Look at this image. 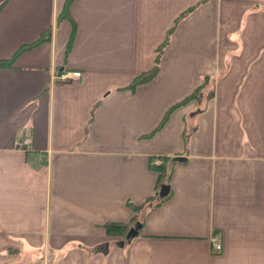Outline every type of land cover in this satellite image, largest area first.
Returning a JSON list of instances; mask_svg holds the SVG:
<instances>
[{
	"label": "crops",
	"instance_id": "1",
	"mask_svg": "<svg viewBox=\"0 0 264 264\" xmlns=\"http://www.w3.org/2000/svg\"><path fill=\"white\" fill-rule=\"evenodd\" d=\"M203 1L0 0V61L51 31L0 68V264H264V0Z\"/></svg>",
	"mask_w": 264,
	"mask_h": 264
},
{
	"label": "trees",
	"instance_id": "2",
	"mask_svg": "<svg viewBox=\"0 0 264 264\" xmlns=\"http://www.w3.org/2000/svg\"><path fill=\"white\" fill-rule=\"evenodd\" d=\"M206 1L207 0H204L203 2H206ZM191 11L192 10H190L189 12H191ZM183 17L184 16H182V17H180V19H178L176 25L171 30L170 35L174 32L175 27L177 26L178 22ZM50 36H51V31H48L46 38L43 37L35 43H32V44H29V45L22 47L16 53V55H14L11 59L1 60L0 61V68L13 67L21 54H23L26 51H30V50L36 48L38 45L42 44L45 41L50 40ZM169 39H170V36L168 37V39L164 42V44L158 50V56L156 58L154 68L152 70L145 72V73L139 75L138 77H136V79H134L133 83L130 85L131 89L134 90L137 86L150 82L151 80H153L158 75V73L160 71L161 56L164 52V49L169 44ZM209 85H210V79L206 77L204 79L203 84L200 87H198L190 96H188L184 100L180 101L179 103L175 104L174 106H172L167 111V113H166L162 123L160 124V126L155 131L150 133V135L146 136V138H151L155 134H157L160 130H162L165 127V125L168 123L171 115L177 109H179L182 106L189 104L191 101H197V100L200 101L203 94L205 93V91L208 90ZM178 163H182V161L177 159V157L151 156L149 167L152 171L157 173V183H156L155 193L150 198H148L142 205H140V206L129 205V206L134 211L142 212V211H145L147 209H153L155 207H158V205H160V203H163V202H165V200L169 199L171 193L167 197H165L164 199L159 198V193H160V190L163 187V185H168L171 188L170 184H171V180H172L174 166ZM135 220H136V218L133 219L132 223H134ZM132 223H131V225H124L123 223L110 222V223H107L105 225V229L107 231V234L110 236H123L125 233L126 234L128 233V230L132 226ZM134 224L131 227L130 231L136 230L137 227H139V225H140V221H137V223L135 222Z\"/></svg>",
	"mask_w": 264,
	"mask_h": 264
},
{
	"label": "built area",
	"instance_id": "3",
	"mask_svg": "<svg viewBox=\"0 0 264 264\" xmlns=\"http://www.w3.org/2000/svg\"><path fill=\"white\" fill-rule=\"evenodd\" d=\"M82 77L81 72H62L58 74L55 79L58 82H67V81H72L76 79H80ZM31 139L30 137H25L23 139H18L16 141V146L20 149H27L31 148ZM213 250L215 253H220L222 250V244L220 243L219 239L214 237L213 238Z\"/></svg>",
	"mask_w": 264,
	"mask_h": 264
},
{
	"label": "water",
	"instance_id": "4",
	"mask_svg": "<svg viewBox=\"0 0 264 264\" xmlns=\"http://www.w3.org/2000/svg\"><path fill=\"white\" fill-rule=\"evenodd\" d=\"M170 194V186L168 185H163V187L160 190L159 193V197L161 199H164L165 197H167ZM137 232L135 230L131 231V233L129 234V237L133 236V234H136Z\"/></svg>",
	"mask_w": 264,
	"mask_h": 264
},
{
	"label": "rangeland",
	"instance_id": "5",
	"mask_svg": "<svg viewBox=\"0 0 264 264\" xmlns=\"http://www.w3.org/2000/svg\"><path fill=\"white\" fill-rule=\"evenodd\" d=\"M124 235L127 237L129 235V232L127 234L125 233Z\"/></svg>",
	"mask_w": 264,
	"mask_h": 264
}]
</instances>
